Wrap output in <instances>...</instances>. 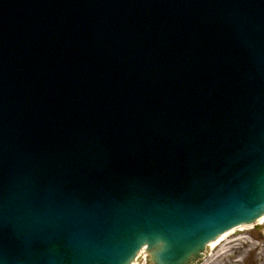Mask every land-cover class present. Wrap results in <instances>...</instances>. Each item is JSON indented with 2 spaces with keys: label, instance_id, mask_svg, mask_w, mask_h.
Returning <instances> with one entry per match:
<instances>
[{
  "label": "water",
  "instance_id": "obj_1",
  "mask_svg": "<svg viewBox=\"0 0 264 264\" xmlns=\"http://www.w3.org/2000/svg\"><path fill=\"white\" fill-rule=\"evenodd\" d=\"M263 213L264 0H0V264H185Z\"/></svg>",
  "mask_w": 264,
  "mask_h": 264
},
{
  "label": "flooded vegetation",
  "instance_id": "obj_2",
  "mask_svg": "<svg viewBox=\"0 0 264 264\" xmlns=\"http://www.w3.org/2000/svg\"><path fill=\"white\" fill-rule=\"evenodd\" d=\"M190 264H264L263 229L240 238H226Z\"/></svg>",
  "mask_w": 264,
  "mask_h": 264
},
{
  "label": "bare ground",
  "instance_id": "obj_3",
  "mask_svg": "<svg viewBox=\"0 0 264 264\" xmlns=\"http://www.w3.org/2000/svg\"><path fill=\"white\" fill-rule=\"evenodd\" d=\"M257 223H264V215L261 217V219L259 221H257ZM248 227H251V226H237L236 229H230L229 232H226L224 234V236L223 237H219V239H221V238H229L234 232H235L234 234L237 235L238 233H240L241 230H244L245 228H248ZM210 244H211V246L214 245L213 243H210ZM142 252H145L144 249H142V251L140 252V254ZM138 256H140V255H138ZM135 263H136V261L134 263H132V264H135Z\"/></svg>",
  "mask_w": 264,
  "mask_h": 264
}]
</instances>
